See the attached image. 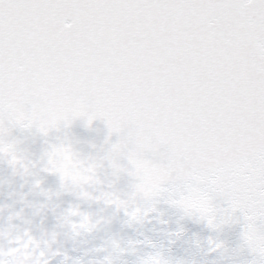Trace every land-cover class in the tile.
I'll use <instances>...</instances> for the list:
<instances>
[{"label":"snow or ice","instance_id":"obj_1","mask_svg":"<svg viewBox=\"0 0 264 264\" xmlns=\"http://www.w3.org/2000/svg\"><path fill=\"white\" fill-rule=\"evenodd\" d=\"M0 167L73 264H264V0H0Z\"/></svg>","mask_w":264,"mask_h":264},{"label":"water","instance_id":"obj_2","mask_svg":"<svg viewBox=\"0 0 264 264\" xmlns=\"http://www.w3.org/2000/svg\"><path fill=\"white\" fill-rule=\"evenodd\" d=\"M95 128L97 131H90L84 126L77 124L74 128L75 134L84 140L102 139L104 135V126L99 122L96 123ZM21 181L18 177L11 175L10 171H6L4 167H0V249L9 251L18 246V244L27 240L26 233H30L34 237V242L29 243L27 248L24 249L27 254L28 261H34L39 257L40 264L45 261L48 264H61L65 260V253L67 255L66 264H73V261L82 256L84 252L88 251L94 245L100 243L99 238L92 236H80L73 238L71 234H61L55 239L52 237L53 231L63 233L64 230L60 228H53V221L51 216H44L37 214L39 203L34 195H21V191L28 193V188L20 189L19 184ZM51 183V178L49 179ZM23 200V203L18 201ZM22 210V211H21ZM19 213V215H18ZM173 220V227H175L176 217L171 216ZM187 228V235L183 241H177L172 245L173 251L178 254H185L188 249V238L195 233L201 234L206 237L209 233L199 224L191 221H184ZM153 225H148V232L150 235L156 236L158 239H163L165 245L168 244L166 237L161 234V226H156V232H151ZM115 230H120V225L115 226ZM237 231L232 230L226 233L225 238L233 243L237 239ZM128 235H135L131 230H126ZM35 249V251H33ZM43 252V255H39ZM60 253L53 256L52 253ZM218 258L216 253L209 255L208 259ZM222 264H228L227 261H222Z\"/></svg>","mask_w":264,"mask_h":264}]
</instances>
